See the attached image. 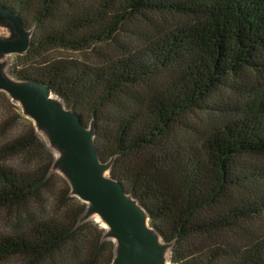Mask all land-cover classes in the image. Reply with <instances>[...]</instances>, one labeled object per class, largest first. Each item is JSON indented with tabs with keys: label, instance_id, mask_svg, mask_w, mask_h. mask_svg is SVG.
Returning a JSON list of instances; mask_svg holds the SVG:
<instances>
[{
	"label": "trees",
	"instance_id": "trees-1",
	"mask_svg": "<svg viewBox=\"0 0 264 264\" xmlns=\"http://www.w3.org/2000/svg\"><path fill=\"white\" fill-rule=\"evenodd\" d=\"M0 6L33 31L11 77L45 83L93 124L107 175L170 244V264H264V233L243 244V227L264 218V0ZM133 21L151 35L125 27ZM55 158L0 90V264H112L115 242L83 219Z\"/></svg>",
	"mask_w": 264,
	"mask_h": 264
},
{
	"label": "water",
	"instance_id": "water-1",
	"mask_svg": "<svg viewBox=\"0 0 264 264\" xmlns=\"http://www.w3.org/2000/svg\"><path fill=\"white\" fill-rule=\"evenodd\" d=\"M2 25L9 31L0 36V90L20 106L21 113L58 153L52 169L57 168L68 181L70 193L87 204L83 219L97 215L105 225V236L115 242L112 264H167L165 252L170 244L162 242L145 210L122 183L106 174L111 161L99 159L93 124L83 125L45 83L15 80L5 74L1 59L7 54H24L31 34L15 13L0 6Z\"/></svg>",
	"mask_w": 264,
	"mask_h": 264
},
{
	"label": "rangeland",
	"instance_id": "rangeland-1",
	"mask_svg": "<svg viewBox=\"0 0 264 264\" xmlns=\"http://www.w3.org/2000/svg\"><path fill=\"white\" fill-rule=\"evenodd\" d=\"M139 20L140 21H145V18L140 17ZM134 22L135 21H133V23ZM161 22H162V24H165L163 21H161ZM133 23H128L125 27L133 29L138 35H143V36L145 35L147 37H149L151 35L152 32L146 27V24L143 25V24H138L136 22H135V24H133ZM159 23H160V19H159ZM132 25H134V26L132 27ZM138 26H139V28H138ZM8 31H9V28L7 26H5V25L0 26V36H2V37L7 36L8 35ZM32 33H33V31L31 32V30H30V34H32ZM118 50H120V49H118ZM59 53L61 55H65V56L77 57L78 59H80V57H82V58L84 57L85 59H90V60H94L95 59V56H94L93 53H90V54H87V53H75V52H70V51H66V50H60ZM111 53H112V50H111ZM55 55H58V53H56V51H55ZM1 61L4 63L3 70H4L5 74L7 76L11 77L12 75L10 73V68L16 62L15 54H7L1 59ZM213 119H215V121L217 123L222 120V118L218 119L216 116H213ZM38 133H39L40 137L42 138V140L44 142H46L48 144V146H49L48 139H47L46 135L42 131H39V130H38ZM54 152L56 153V158H58V156H59L58 153L56 151H54ZM257 165H261L264 168V159L263 160L258 159L257 160ZM54 170L58 174H60L59 173L60 171L57 168H55ZM107 172H106V174H107ZM96 216L97 215H94V216H91V217H87V218L91 219V220H94L100 226L103 225L105 227V225L102 223V221L100 220V218L98 216H97V218L99 219V221L96 220ZM243 228L246 229V231L249 233L248 236H247L248 239L246 240L245 243H243V244H247L250 241L254 240L257 237L258 234L264 233V218L258 219V221L254 222V223H252L250 225H245ZM243 231L244 230L242 229L240 232H243ZM231 238L235 239L236 238V234H232ZM169 248H167L166 252H165L166 259H167L168 254H169V252H168ZM2 264H19V262H17L15 259H13V260L5 261ZM167 264H170V263L167 261Z\"/></svg>",
	"mask_w": 264,
	"mask_h": 264
},
{
	"label": "bare ground",
	"instance_id": "bare-ground-1",
	"mask_svg": "<svg viewBox=\"0 0 264 264\" xmlns=\"http://www.w3.org/2000/svg\"><path fill=\"white\" fill-rule=\"evenodd\" d=\"M96 220L99 221V219L97 218V216H96Z\"/></svg>",
	"mask_w": 264,
	"mask_h": 264
}]
</instances>
